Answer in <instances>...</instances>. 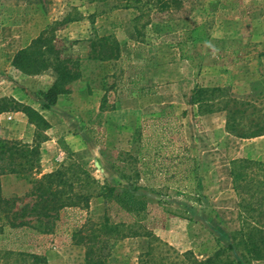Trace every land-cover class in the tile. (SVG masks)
Wrapping results in <instances>:
<instances>
[{
	"label": "rangeland",
	"instance_id": "374dc122",
	"mask_svg": "<svg viewBox=\"0 0 264 264\" xmlns=\"http://www.w3.org/2000/svg\"><path fill=\"white\" fill-rule=\"evenodd\" d=\"M151 1L135 7L131 0H0V99H14L48 123L41 126L24 112L0 115L1 138L39 150L33 174L1 176V192L16 199L20 211L33 203L31 181L74 163L100 185L136 184L149 203L145 227L178 252L211 253L227 246L239 227L230 164L264 162V136L244 140L227 133L226 113L199 115L192 92L223 88L239 101H251L250 119L264 121V0H177L181 6L171 0L162 11ZM58 25L56 45L73 58L79 78L62 86L65 92L45 109L41 95L55 83V70L25 75L12 62ZM107 37L117 41L120 58L88 60L89 41ZM157 143L160 149L149 147ZM185 150L199 165V198L175 197L176 184L165 182L162 169L175 166L171 156ZM160 189L162 195L152 194ZM104 209L92 199L88 210L62 211L56 234L48 235L12 230L0 216V250L41 255L45 264H84L85 249L72 245L70 231L97 221ZM145 247V239L127 238L112 253L133 263ZM15 259L32 264L23 255L8 261Z\"/></svg>",
	"mask_w": 264,
	"mask_h": 264
},
{
	"label": "trees",
	"instance_id": "16d2710c",
	"mask_svg": "<svg viewBox=\"0 0 264 264\" xmlns=\"http://www.w3.org/2000/svg\"><path fill=\"white\" fill-rule=\"evenodd\" d=\"M131 1L136 7L143 0ZM147 2L150 4V0ZM174 2L177 6L182 5L181 1L173 0ZM170 3L171 0L164 2L154 0L153 5L162 11L166 10ZM125 6L128 7L129 3ZM140 17L141 15L137 20ZM59 25L44 30L31 46L17 52L12 62V67L25 75L55 70V83L41 95L45 109L53 106L57 96L65 92L62 86L79 78L78 70L73 67L75 65L73 58L64 56L61 47L56 45L59 40L54 33L62 29ZM135 29L139 36V29L136 27ZM120 49L117 41L108 37L89 41L87 59L101 62L116 61L120 58ZM191 102L197 107L199 115L225 112V130L237 138L250 140L264 136V121H253L248 115L252 107L251 101H239L228 95L223 88L196 87L192 92ZM17 112L27 113V116L34 118L39 125L48 127V123L36 111L18 104L12 98L0 99V115ZM149 147L157 150L161 145L157 143ZM38 156L39 150L36 147L0 137V177L15 175L26 179L33 174ZM140 156L139 152L138 161L141 160ZM171 159L175 166L169 165L162 170L165 171V182L176 184L174 196L185 198L194 195L197 196L195 198H199L201 184L197 160L186 150L181 156L172 155ZM155 161L142 163V166L149 168ZM182 165L183 169H175ZM80 168L74 163L67 167L61 166L56 171L31 181L32 188L28 195L34 199L33 203L30 206L25 205L20 211L15 210L17 200L3 198L0 187L2 220L12 230L28 228L39 234H56L54 229L62 211L88 210L90 201L96 199L105 207L103 214L97 221L78 225L70 231L69 240L72 245L85 249L84 264H252L264 261V162L249 159L231 162L229 175L232 190L238 198L239 227L230 235L227 246L217 247L211 253L198 255L191 250L178 252L145 227L149 203L138 193L136 184L131 189L100 185L87 171ZM162 192V189L152 190V194L157 196L162 195ZM167 213L187 220L182 215L170 211ZM25 216L31 218L24 220ZM127 238L146 240L145 249L138 253L133 263L117 259L112 253L115 244ZM233 253L238 254V258H234ZM16 255L28 256L32 259V264H45V259L41 255L12 250H0V261H4L2 264H18L16 259L12 263L8 261Z\"/></svg>",
	"mask_w": 264,
	"mask_h": 264
},
{
	"label": "crops",
	"instance_id": "0c3cea01",
	"mask_svg": "<svg viewBox=\"0 0 264 264\" xmlns=\"http://www.w3.org/2000/svg\"><path fill=\"white\" fill-rule=\"evenodd\" d=\"M66 54V53H65Z\"/></svg>",
	"mask_w": 264,
	"mask_h": 264
}]
</instances>
